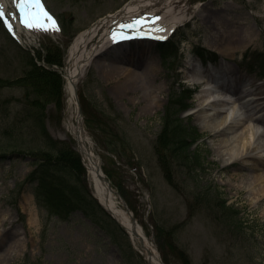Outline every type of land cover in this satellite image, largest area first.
I'll return each mask as SVG.
<instances>
[{
  "label": "rangeland",
  "instance_id": "rangeland-1",
  "mask_svg": "<svg viewBox=\"0 0 264 264\" xmlns=\"http://www.w3.org/2000/svg\"><path fill=\"white\" fill-rule=\"evenodd\" d=\"M45 1L61 31H37L27 50L0 23V148L12 144L8 151L0 149V155L6 153L0 160V264H145L122 228L90 200L61 220L35 198L40 185L31 183L36 168L32 157L49 151L42 131L57 143H75L65 129L63 86L60 96H44L36 103L30 102L35 91L16 86L30 69V58H38L36 52L61 72L58 67L64 66L74 38L130 0ZM183 1L189 9L185 26L171 38L165 54L156 51L154 85L163 86L156 108L146 106L147 78H137L138 84L128 90L118 79L105 78L99 60L85 69L77 95L86 144L163 264H264V197L257 198L246 186L247 175L256 168L241 161L223 164L227 156L217 152V139L199 128V92L190 91L186 78L190 54L205 66L210 60L264 81V0ZM231 25L249 27L253 41L225 57L212 56L211 34ZM146 62L132 65L139 69ZM165 123L175 128L173 133H162ZM183 126L200 133L198 144L179 143ZM194 151L195 157L200 155L197 169L194 162H185ZM83 172V167L73 172L69 182L70 176H54L85 199Z\"/></svg>",
  "mask_w": 264,
  "mask_h": 264
},
{
  "label": "bare ground",
  "instance_id": "bare-ground-1",
  "mask_svg": "<svg viewBox=\"0 0 264 264\" xmlns=\"http://www.w3.org/2000/svg\"><path fill=\"white\" fill-rule=\"evenodd\" d=\"M183 2V0H130L119 11L102 16L92 23L88 29L76 36L69 49L64 74L66 109L68 112L65 128L70 135H73L79 123L78 121L76 124L77 84L86 67L96 63L94 58L99 55L103 62L100 59L97 63L101 62L98 65H100L99 69L105 78L107 80L118 79L120 84H124L122 86L125 89L132 90V88H135L138 84L134 83L137 78L150 80L151 84L144 87V95L148 100L146 106L151 107L150 109L156 108L160 94L163 92V86L154 85L158 65L151 56L150 50L139 48L137 55H141L147 62L142 71L134 70L128 65L134 56L133 52L130 54L128 52L129 48H124L122 45L110 46L111 37L113 32L118 33L119 30L130 29L128 27L121 28L120 25H128L134 19L139 20L141 23L153 22L159 24L160 28L168 31L172 29V26L183 22L189 15V9ZM0 4H3L5 8L8 21L11 23L15 35L23 38L22 34H25L30 38L32 32L21 23L20 12L15 7L14 1L0 0ZM135 27H138V25ZM131 29L137 28L133 27ZM219 29L221 30L211 34L208 47L223 57L232 54L234 50L242 46L241 44L245 43L244 45H246L253 41L249 27L243 25L232 27L231 25L225 30L223 28ZM152 30L150 31L153 34L159 35V31L155 28ZM163 34H165L164 31ZM22 40L28 44L26 38ZM187 60L191 67L186 73V78L196 81L202 76L201 61L190 54L187 56ZM229 70L231 71V69ZM80 73L81 75H79ZM224 79L227 82L235 81V72L228 73ZM262 86L258 85L255 89L245 90L244 93L237 87L230 89V91H236L238 97L229 101L217 99L215 102H211V99L217 98V95L212 94L206 98L200 93L198 111H196L200 122V130L211 132V135L217 139V152L224 153L227 156L223 162L225 166L241 161L243 164L250 163L256 168L247 175L246 186L253 195L261 199L264 197V98L261 97L263 93L260 91ZM246 87H249L248 84ZM85 135L86 132L83 129L80 133V139L85 141ZM85 142L79 146V150L81 154L83 151L82 157L93 185L94 195L107 212L125 229L133 248L147 258L151 264H156L158 262L157 251L150 244L142 227L133 224L129 220L126 213L117 205V201L108 188L98 179L94 164L84 154ZM91 154L93 157V153ZM240 166L242 168L243 165Z\"/></svg>",
  "mask_w": 264,
  "mask_h": 264
},
{
  "label": "trees",
  "instance_id": "trees-1",
  "mask_svg": "<svg viewBox=\"0 0 264 264\" xmlns=\"http://www.w3.org/2000/svg\"><path fill=\"white\" fill-rule=\"evenodd\" d=\"M46 62H48L47 59ZM29 67L30 69L20 79H17L16 86L25 89L27 92H36V96H32L34 99H32L30 102L36 103L40 101V99H45L44 96H60L61 78L59 75L35 65L32 61ZM1 84L2 82L0 81V85ZM45 91L50 94L44 93ZM28 95L29 94H27V97ZM181 129L182 130L180 131L183 132V135L181 136L183 137L182 141L179 143L196 142L199 134L195 129L188 130L185 126H183ZM174 130L175 128L165 123L162 133L165 134L167 131H171L173 133ZM180 134L182 133L180 132ZM42 135L45 138V142H47L49 151L42 152L41 156H35L36 160L34 161V164L36 165V168L33 172L32 179L37 181L38 185H40L38 190L35 192V198L46 209H48L51 214H54L65 220L71 211L81 206L88 205L86 204V201L90 200L92 202V200L84 185H81V188L86 195L85 199L81 193L74 192L71 187L65 185V182H60V180L54 176L56 173L70 176L67 180L69 182V180L72 178L71 175L73 172L77 171L78 169L81 170L82 168L77 155L71 150L69 146L52 141L44 130L42 131ZM166 140L167 138L164 139V141ZM11 145L12 144L9 143L6 147H2L0 149L3 152L8 151L7 147ZM12 148L14 149V146ZM199 161L200 155L195 157V154H193V156H188L185 158V162H187L189 165L194 162L196 169L200 167ZM49 167H54L52 169L53 171L46 170V168Z\"/></svg>",
  "mask_w": 264,
  "mask_h": 264
},
{
  "label": "snow or ice",
  "instance_id": "snow-or-ice-1",
  "mask_svg": "<svg viewBox=\"0 0 264 264\" xmlns=\"http://www.w3.org/2000/svg\"><path fill=\"white\" fill-rule=\"evenodd\" d=\"M15 7L20 12L21 23L29 28H43L48 30L49 28L55 27V20L52 15L45 9L42 0H14ZM0 19L4 20V24L8 29L12 30V25L9 23L7 14L3 4H0ZM141 22L134 19L128 25H120L121 28L128 27L133 28L139 25ZM120 35L117 32H113V38H117Z\"/></svg>",
  "mask_w": 264,
  "mask_h": 264
},
{
  "label": "water",
  "instance_id": "water-1",
  "mask_svg": "<svg viewBox=\"0 0 264 264\" xmlns=\"http://www.w3.org/2000/svg\"><path fill=\"white\" fill-rule=\"evenodd\" d=\"M102 180H104L102 177H100ZM105 181V180H104ZM106 182V181H105ZM107 183V182H106ZM114 194H116L115 192H113ZM117 195V194H116ZM119 197V196H118ZM119 199H120V202H121V204L126 208V204L124 203V201L119 197ZM127 213L128 214H130L129 213V211L127 210ZM131 220H132V222H134V218H133V216H131Z\"/></svg>",
  "mask_w": 264,
  "mask_h": 264
}]
</instances>
